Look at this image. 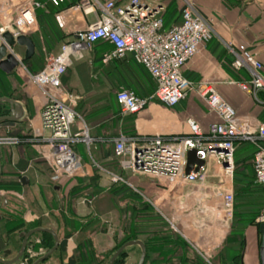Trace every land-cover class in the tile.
<instances>
[{"label":"crops","instance_id":"0c3cea01","mask_svg":"<svg viewBox=\"0 0 264 264\" xmlns=\"http://www.w3.org/2000/svg\"><path fill=\"white\" fill-rule=\"evenodd\" d=\"M23 1L0 0V25L13 21ZM40 1L42 6L34 9L33 31L23 33L29 35L34 42L35 36L38 37L43 50L46 46L45 56L56 54L61 43L96 20L94 13L85 14L80 9L71 8L78 0H64L59 7L47 0ZM115 1L121 5L129 0ZM144 1L161 5L165 28L180 22V8L186 1L209 22L211 38L199 45L198 53L182 70L183 77L193 82L194 86L187 89L185 98L174 106L151 99L144 109L136 113H122L116 101L117 91L121 88L131 89L137 95L147 98L155 90L154 79L129 54L123 59L103 62V53L112 49L111 44L105 41H98L85 49L81 56L73 59L60 78L61 88L77 96L74 108L81 119H77L72 127L73 131L86 125L89 136L93 138L89 150L82 142L74 145L82 167L73 176H60L54 180V171L44 157L48 146L43 138L48 132L41 127L40 112L45 97L29 81L28 75L40 71L44 67L45 58L38 53L37 43L35 51L26 60L22 59L24 46L12 47L20 61L9 75L0 70L5 80L0 82V96L19 101L24 112L14 127L0 128V136H19L31 140L1 146L0 236L7 244L6 249L10 250L9 254L0 250L1 259L15 257L22 241L20 234L35 227L55 231L59 244L66 239L65 249L59 250L58 247L46 261L47 264L76 263V255L84 253L87 248L94 254L97 253L100 259L103 258L116 243L113 239L116 234L112 226L114 224L107 217L116 213L119 203L117 196H120L127 206V223L134 221L130 215L136 211V223H142L139 229L148 234L153 231L150 238L158 245L144 264H182V240L185 246L188 243L199 252L205 262L201 264H213L211 258H215L229 240L233 217L235 219L240 215L238 211L242 195L234 189L235 173L241 172L246 179L251 180L250 188L244 193L259 200L257 211L264 208V192L254 178L252 144H237L234 158L240 160V163L236 164V172L233 170L229 177L221 173L213 159L206 160V181L204 186L198 188H184L179 181L159 176L135 175L126 171V181L130 183L126 185L132 191L140 192V198L152 200L155 210L151 214L157 217L155 220L147 214L144 206L133 202L134 197L128 195L130 189L125 188L126 191L112 182L106 170H103L104 173L95 170L94 167L98 164L109 171H124L118 165L114 145L110 141L119 134L180 135L189 131L186 123L188 118H193L203 130L210 123L218 121V115L208 110L200 95L201 83L214 84L219 93L235 107L240 120L246 122L251 130H256L264 123L260 116L264 101L257 94L253 95L246 85H241L249 79V75L245 70H235L232 67V54L228 50L229 45L236 47L245 44L254 58L262 64L261 74L264 77V0ZM58 12L62 13L64 19L62 27L54 18ZM35 32V36L31 35ZM223 181L224 187L234 194L231 217L222 213L221 198L212 195L214 187ZM103 214L105 219H102ZM161 218L169 228H163ZM172 232L175 235L170 240ZM243 235L237 262L260 264L258 223L248 224ZM50 238L53 245L50 233H34L28 239L29 248L34 251L42 248L45 253L50 248L46 245ZM141 241L144 245L147 242L145 239ZM137 248L140 252V247ZM36 258L38 257L32 259L30 264ZM227 264H230L229 261Z\"/></svg>","mask_w":264,"mask_h":264},{"label":"built area","instance_id":"2783aa9c","mask_svg":"<svg viewBox=\"0 0 264 264\" xmlns=\"http://www.w3.org/2000/svg\"><path fill=\"white\" fill-rule=\"evenodd\" d=\"M59 7L64 0H47ZM40 0H24L18 8L13 21L0 25L1 34L11 25L19 27L8 30L14 36L23 33V29L35 25L34 9L41 7ZM71 8L83 13L96 14V20L86 28L76 31L70 39L61 43L59 51L47 57L44 67L36 73H30V80L42 91L45 97L40 112L41 127L48 135L43 138L48 151L44 157L50 163L53 179L60 176H73L82 167L80 156L74 149L77 143H84L90 149L93 138L89 128L82 125L73 131L72 127L81 119L74 108L77 98L61 88V75L71 65L73 59L98 41L111 44L112 49L105 51L102 61L123 59L131 55L151 75L156 83L150 97H141L133 90L121 88L116 93V101L122 113H136L144 109L151 99H156L167 106H174L193 88V82L183 77V67L198 53L199 45L212 36L209 22L188 1L180 10V22L164 27L163 8L157 3L144 0H129L118 5L115 0H78ZM54 18L59 26H64L62 13ZM232 54L231 65L235 70H245L249 79L242 82L253 95L264 91L262 64L254 58L245 44L228 46ZM9 51L20 61L12 48ZM200 95L208 110L215 112L219 120L210 123L206 130L193 119L188 118V133L180 135H125L119 134L110 141L114 145V155L122 170L134 174H148L164 177L180 183H201L207 177L206 160L213 159L221 173L230 176L234 170V152L240 142L257 143L264 140V123L256 130L237 116L235 107L226 100L212 83H201ZM16 136H0V145L21 143ZM26 140H31L26 138ZM257 146L252 164L255 181L264 192V147ZM195 150L196 156L204 161L197 170L185 172L187 152ZM195 167V165H194ZM112 182L130 183L120 175L106 171ZM223 181L214 187L213 196L221 198V211L226 217L233 212L234 194L224 187ZM223 215V216H224ZM255 222H264V208L256 216ZM44 253L40 248L28 249L14 264H30V260Z\"/></svg>","mask_w":264,"mask_h":264},{"label":"water","instance_id":"95a60500","mask_svg":"<svg viewBox=\"0 0 264 264\" xmlns=\"http://www.w3.org/2000/svg\"><path fill=\"white\" fill-rule=\"evenodd\" d=\"M1 39L2 41L0 43V70L5 74L9 75L19 65V61L15 58L13 53L9 51V48H12L16 45L24 46L25 50L22 59L26 60L29 57H31V55L35 51V42L27 34L21 33L18 34L17 36H14L8 30L4 31L1 34ZM0 109H2V113L0 114V128L14 127L17 124L18 120L23 116V112H24L23 107L19 103V101L7 96H0ZM1 146L2 145H0V176L2 170ZM186 159H187V163H186L185 172L187 174L191 170L197 171L204 164V161L196 156V152L194 149L189 150L187 152ZM258 229L260 232V242L258 248L259 260H260V264H264V222L258 225ZM38 232L50 233L53 236L54 241L52 247L48 248L43 255L36 258V260L33 261L32 264H47L46 261L48 260L50 255L54 251H56L57 248L59 247V237L55 231L45 227H35L33 229L21 233L20 236L22 237V241L18 253L15 255V257L11 259L0 258V264H14L15 262L19 261L25 255L26 249L30 247V242L28 241L29 237L32 234ZM136 245L140 247V255L137 264H144L146 257V248L144 243L139 239H132L123 243L112 253L107 264H114L116 258L126 247L136 246ZM0 250H2L4 253H8V254L10 253V250L6 249V244L1 238V236H0Z\"/></svg>","mask_w":264,"mask_h":264},{"label":"rangeland","instance_id":"374dc122","mask_svg":"<svg viewBox=\"0 0 264 264\" xmlns=\"http://www.w3.org/2000/svg\"><path fill=\"white\" fill-rule=\"evenodd\" d=\"M184 4V3H183ZM183 4H182V6H183ZM182 6H181V8H182ZM180 8V9H181ZM19 26H17V25H11L10 26V29H8V30H16L17 28H18ZM19 29H20V27H19ZM29 29H31V30H29ZM33 26L32 27H29V28H24L23 29V32L24 33H30V32H32L33 30ZM34 34H37L36 32L35 33H33V34H31V35H34ZM35 36V35H34ZM60 48V47H59ZM47 62V59L45 60V62H44V64ZM28 77H29V75H28ZM29 79V81L31 82V83H33L31 80H30V77L28 78ZM40 90V89H39ZM40 93H42V91L40 90ZM42 95H44L43 93H42ZM44 97V96H43ZM44 104V103H43ZM43 106V105H42ZM16 137H19V136H16ZM19 139H21L20 141H21V143H25L27 140H26V138L25 137H19ZM18 144H20V143H18ZM10 145H13V144H10ZM17 145V144H16ZM117 162H118V165H119V161H118V159H117ZM98 166V167H97ZM97 166H95L94 168H95V170H97V171H99V172H101V173H104L103 172V170L105 171H109V169L107 168L106 169V167L105 166H99L98 164H97ZM120 167V166H119ZM81 170V169H80ZM234 170H235V168H234ZM112 172H114V173H116V174H118V175H120L121 177H123L124 178V180H126L127 179V176L125 175V173H126V170H125V172L124 171H116V170H113ZM123 172V173H122ZM127 172H129V173H131L130 171H128L127 170ZM134 174V173H133ZM136 175V174H135ZM138 175H147V176H150V175H148V174H138ZM152 176V175H151ZM222 179H224V177H221ZM206 181V180H205ZM205 181H203V182H201V183H196V182H191V183H182L181 184V186H183L184 188H191V187H196V188H198V187H202V186H204V184H205ZM115 184H118V185H120V187H122V189H130L124 182H116ZM124 187V188H123ZM125 189V190H126ZM127 191V190H126ZM130 191L132 192V193H134V198H133V202H135V203H137V205H140V206H144L146 209H147V214L148 215H151V217H152V220H155V219H157V217L156 216H154V214H151V213H153L154 212V210H155V208H154V205H153V203H152V200H149L148 201V198H140L141 197V193L140 192H138V191H132L131 189H130ZM214 189L212 190V195L214 194ZM138 197H139V199H138ZM215 197V196H214ZM125 198V197H124ZM216 198H218V197H216ZM87 199V198H86ZM141 199V200H140ZM85 200V199H84ZM117 200H119V203H118V205H117V207H116V213H112L111 214V216L112 217H107V219H111V221L110 222H112L114 225H112V226H114L113 228L115 229V235H113V239H115V244L112 246V249L110 250V251H108L107 252V254L106 255H104V257L103 258H99L98 256H97V253H95L94 254V252L93 251H91V249H89V248H87L85 251H84V253H82L81 252V254H78V255H76V258H77V261H76V264H107V262H108V259H109V257H110V255L112 254V252L115 250V247L117 246V244H119V243H121V242H123L124 240H126L127 238H135V239H145V240H147V242L149 243V245L151 246V247H153V248H156V245H157V243L155 242L154 243V240H153V238H150V237H152L151 235H152V233H153V231H149V234H148V232L147 231H141V229H139L140 227H142V223L141 224H137L136 222H137V220H136V218H137V212L135 211V213L133 214H131L130 215V217H133L134 219V221L133 222H129V223H127V219H126V217L128 216L127 214H126V208H127V206H126V203L123 201V199L122 198H120V196H117ZM136 200H138V202H136ZM86 202V201H85ZM233 205H234V203H233ZM102 216V219H105L106 217H105V215L103 214V215H101ZM158 219H159V216H158ZM164 222H165V220L163 219V218H161ZM161 220V221H162ZM104 221V220H103ZM161 222V225H163V228L164 227H168V225L166 224V222H165V224H164V222ZM146 225H147V223H146ZM137 228V229H136ZM169 228V227H168ZM131 229H134V231L133 232H131ZM162 229V228H161ZM166 231H169V229H167ZM170 235H172V237L171 238H169L170 240H172L173 239V237H174V235H175V233L174 232H172V233H170ZM169 236V235H168ZM148 237V238H147ZM181 241V240H180ZM47 242H50V243H52L49 239H48V241ZM182 245H183V243L185 244V242L182 240ZM182 245H180V249H181V256H182V264H201V263H205L204 261H203V259L201 258V255L199 254V252H197L191 245H189L188 243L186 244V246H184V248H182ZM158 246V245H157ZM138 246H129V247H127V248H125L123 251H125V254H124V256L122 257V259H121V261L118 263V264H137V262H138V258H139V255H140V252H139V249L137 248ZM188 261H190V262H188ZM30 262H31V260H30ZM211 262L213 263V264H218L217 263V260L215 259V258H211Z\"/></svg>","mask_w":264,"mask_h":264},{"label":"trees","instance_id":"16d2710c","mask_svg":"<svg viewBox=\"0 0 264 264\" xmlns=\"http://www.w3.org/2000/svg\"><path fill=\"white\" fill-rule=\"evenodd\" d=\"M35 41H36L35 43H37L36 45L38 48V50H37L38 53L40 55H42V57L44 56L43 58H45V60H46V58L48 56H50V55L45 56L44 51L46 50V46L44 47V50H43L42 44L39 41L37 36H35ZM29 70L31 72H33L31 69H29ZM0 77L3 78V73H1V72H0ZM257 97L260 98L262 101H264V91H259L257 93ZM260 116H261V120H264V108H263ZM239 144H252V146H253L252 159H253V155L257 149L256 145L264 147V140H259L255 144L251 143V142H240ZM238 163H240V160L238 161V159L234 158V168H235L234 171L235 172H236V164H238ZM234 178H235V182H234L235 192L240 193L242 195V200H241L242 203H241L239 211H238L240 215L235 217V219L233 217L232 230H231V233H230L229 238H228L229 240H227V242L225 243L223 248L215 256V259L217 260L218 264H227V261H229L230 264H237L238 263L237 257L239 256V252H240L242 245H243V240H244L243 233H244L245 227L250 223H255V217L261 212V211L260 212L257 211V206H258L259 200L257 198L249 197L246 195V193H244L248 188H250L251 180L246 179V177H244L241 174V172L239 174H238V172H237V174L235 173ZM254 178H255V175H254ZM128 195L134 197V194L130 190L128 191ZM133 239H135V238H133ZM128 240H132V238H127L123 242L117 244V246L115 247V250ZM50 241H51V238H50ZM65 244H66V239H63L61 241V243L59 244V250L60 249L64 250ZM46 245L51 247L52 243L47 242ZM183 245L185 246L184 243H183ZM183 245H182V248H184ZM145 248H146L145 262H146L148 260L147 258H150L152 256V254L155 252L156 248L151 247L149 245V243L146 241H145ZM238 250H239V252H238ZM124 254H125V251H122L120 253V255L116 258L114 264H118L121 261L122 257L124 256ZM69 264H76V263L74 261H71Z\"/></svg>","mask_w":264,"mask_h":264},{"label":"flooded vegetation","instance_id":"af4514ba","mask_svg":"<svg viewBox=\"0 0 264 264\" xmlns=\"http://www.w3.org/2000/svg\"><path fill=\"white\" fill-rule=\"evenodd\" d=\"M3 78H0V82H2L3 80H2ZM2 113V109H0V114ZM10 240H12V239H10ZM6 244V243H5ZM6 247H7V244H6ZM27 250V249H26ZM26 252V251H25Z\"/></svg>","mask_w":264,"mask_h":264}]
</instances>
